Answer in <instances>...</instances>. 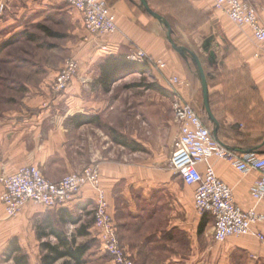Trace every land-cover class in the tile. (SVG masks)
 Instances as JSON below:
<instances>
[{
  "label": "crops",
  "instance_id": "1",
  "mask_svg": "<svg viewBox=\"0 0 264 264\" xmlns=\"http://www.w3.org/2000/svg\"><path fill=\"white\" fill-rule=\"evenodd\" d=\"M13 1L18 2V12L9 16L5 23H13V28L20 25L21 17L26 19L30 15L32 6L43 9L67 2ZM146 1L158 16L151 15L142 0H106L115 15L118 32L102 36L94 43V49L129 56L140 47L153 57L163 59L167 64L165 68L155 71L149 65L148 70L153 71L158 83L168 93H171L170 77L187 80L189 85L178 86V90L197 112L202 106L200 100L203 99L206 106L200 68L196 63L198 57L203 64L209 91V109L205 107L206 115L202 118L225 147L240 152L255 150L264 157V48L254 38L250 28L232 21L215 7L214 0ZM246 1L256 6L264 24V0ZM72 10L83 27L81 13L75 8ZM81 66L77 79L80 85L99 76L96 67L92 71L91 66ZM246 75L250 76L252 85L258 91L257 100L248 102ZM74 99L70 98L67 103L71 105ZM70 108L68 111H50L38 100L35 103L26 102L20 111L12 110L9 114L0 115V176L26 165L39 167L53 181L82 171V164L76 162L71 153L74 146L69 138L73 130L80 127L74 125L71 119L76 114L91 112ZM178 132L179 126L168 144L170 158ZM161 161L158 166L155 162L150 165L99 162L109 210L135 264H144L145 258L160 256L165 257L160 264H211L212 252L215 254L214 264H227L229 260L241 256L247 264H264V242L251 234L219 241L221 244L211 252L208 241L203 244L208 231H202L200 227L202 223L206 227L211 226L213 216L204 213L191 217L195 186L185 184L173 169L166 168L163 165L166 159ZM209 165L232 187L239 206L264 212V198L258 201L250 192L260 178L259 171L243 174L233 164L217 156L202 162L200 170L204 171ZM3 189L0 182V196ZM96 200L95 191L85 186L68 204L48 208L29 202L22 212L12 217L7 216L0 200V264L2 253L13 241L20 245L22 253L28 255L29 264H42L39 229L59 227L71 234L76 233L78 226L90 225L93 232L94 219H84L88 210L91 212L88 216H94ZM71 226L75 228L67 229ZM255 228L264 232V223ZM50 237L54 239L53 243H57L54 236ZM80 237H77L78 242ZM159 243L164 250L156 251V244ZM179 243L185 244V248H181Z\"/></svg>",
  "mask_w": 264,
  "mask_h": 264
},
{
  "label": "rangeland",
  "instance_id": "2",
  "mask_svg": "<svg viewBox=\"0 0 264 264\" xmlns=\"http://www.w3.org/2000/svg\"><path fill=\"white\" fill-rule=\"evenodd\" d=\"M0 1L6 4V11L0 17V47H3L0 51V115L9 114L12 110L20 111L26 102L35 103L38 100L50 111H68L69 106L73 111H89L91 112L89 114L98 117L97 121L84 123L79 126L80 128H75L71 136L69 135L74 146L71 153L76 162L82 164V170L92 164L99 166V162L103 160L124 165H150L155 162L158 166L161 160L166 159L163 165L171 168L168 163L170 159L168 144L175 128L179 126L174 115V95L162 93L153 86L158 84L153 71L128 73L125 77L111 82L106 88L99 83L97 77L80 85L77 81L80 68L67 89L56 92L53 88L55 78L68 58H78L80 66L81 64L91 66L92 71L96 67L100 72V64L110 56L108 51H99L93 47L101 37L87 41L85 27L77 21L75 12L65 1L58 6L43 9L32 6L30 15L26 19L25 16L21 17L17 28H13V23H10L12 25L5 23L9 16L17 14L18 2ZM150 66L155 71L160 69L155 65ZM74 97L75 101L71 105L68 104L67 101ZM200 106L198 113L203 117L206 115L203 99L200 100ZM115 136L128 140L138 149L122 145ZM191 209V217L196 218L200 213L193 203ZM87 212L91 213L89 210ZM88 214L84 220H93L94 216L89 217ZM114 225L117 227L121 246L135 264L134 258L128 254L120 238L119 228L115 222ZM73 228L75 227H67L69 230ZM206 230L208 236L203 237V244L208 241L212 252L213 248L221 244L214 237L215 223L209 227L204 226L203 231ZM28 234L26 231L27 238ZM47 240L54 241L51 237ZM79 241L92 243L87 252L86 264H117L98 241L96 230L90 235L81 236ZM179 246L185 248L183 243H179ZM164 249L162 243L156 244V251ZM214 257L215 254L212 252L211 264H214ZM164 258V256L145 258L144 264H160ZM1 260L2 264H15V260L8 261L5 258L4 252ZM61 262L62 260L58 264ZM227 264L247 262L241 256L239 259L236 257L229 260Z\"/></svg>",
  "mask_w": 264,
  "mask_h": 264
},
{
  "label": "built area",
  "instance_id": "3",
  "mask_svg": "<svg viewBox=\"0 0 264 264\" xmlns=\"http://www.w3.org/2000/svg\"><path fill=\"white\" fill-rule=\"evenodd\" d=\"M66 1L81 13L87 41L118 32L115 15L106 0ZM214 4L239 26H248L254 38L264 48V24L255 5L246 0H214ZM5 11L6 4L0 1V17ZM128 57L160 69L167 66L163 59L153 57L140 47L135 48ZM80 68L78 58L66 59L55 78L54 90L65 91L78 75ZM170 78V92L174 95V115L179 123V132L173 141L169 166L185 184L195 186L194 207L201 215L210 213L213 216L214 237L217 241L223 242L232 236L251 234L264 242V232L255 228L264 223V212H259L257 208L244 209L239 206L232 187L217 175L213 166L209 165L204 171L200 170L202 162L217 156L233 164L243 174L252 170L259 171L260 178L253 184L250 192L260 201L264 198V157L253 150L240 152L225 147L191 102L178 90V86L189 85V82L178 76ZM0 182L4 186L0 200L8 217L17 216L29 202L48 208L68 204L85 186H90L97 197L94 226L98 240L117 264H133L120 244L98 165H88L80 172L70 173L55 181L48 179L39 167L26 165L11 174H2Z\"/></svg>",
  "mask_w": 264,
  "mask_h": 264
},
{
  "label": "trees",
  "instance_id": "4",
  "mask_svg": "<svg viewBox=\"0 0 264 264\" xmlns=\"http://www.w3.org/2000/svg\"><path fill=\"white\" fill-rule=\"evenodd\" d=\"M0 47V51L2 50ZM147 62H136L131 60L127 55H115L110 54L103 63L100 64V74L97 80L102 86L106 88L110 86L111 82L116 81L120 78L125 77L128 73H145L148 70ZM246 81V86L248 94V102L251 100H257L258 91L252 85L250 76H244ZM158 88L162 93L169 95L170 93L162 87L159 83L153 85ZM98 117L93 114L79 113L72 117V122L76 126H81L84 123H95ZM119 143L124 146L134 147L138 149L137 146H132V143L126 139H120L116 137ZM255 151V150H253ZM77 221V220H76ZM90 225L78 226L76 233L69 234L66 229L57 228H42L38 231V239L41 241V262L42 264H57L58 261L62 260L60 264H86L87 263V252L90 250L91 242H78V236L90 235ZM205 224L202 223L200 229L203 231ZM54 236L57 243H53L47 240H43L44 237ZM98 239V238H97ZM99 241V240H98ZM5 258L7 260H15L16 264H29L28 255L21 252L20 245L13 241L5 252Z\"/></svg>",
  "mask_w": 264,
  "mask_h": 264
},
{
  "label": "water",
  "instance_id": "5",
  "mask_svg": "<svg viewBox=\"0 0 264 264\" xmlns=\"http://www.w3.org/2000/svg\"><path fill=\"white\" fill-rule=\"evenodd\" d=\"M142 3H143L144 6H146L148 12L151 15L158 16V14L153 9H151L150 6H148V3H147L146 0H142ZM196 63H198V65H199L200 73H201V77H202V89H203V92H204L205 105L209 109V106H208V96H209L208 80H207V77L205 76L203 64H202V62H200L198 57L196 58Z\"/></svg>",
  "mask_w": 264,
  "mask_h": 264
}]
</instances>
